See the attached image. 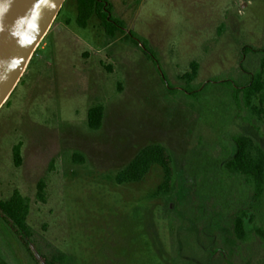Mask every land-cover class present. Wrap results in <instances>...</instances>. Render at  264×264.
I'll list each match as a JSON object with an SVG mask.
<instances>
[{
    "label": "rangeland",
    "instance_id": "rangeland-1",
    "mask_svg": "<svg viewBox=\"0 0 264 264\" xmlns=\"http://www.w3.org/2000/svg\"><path fill=\"white\" fill-rule=\"evenodd\" d=\"M107 1L157 66L124 34L107 37L96 16L78 27L76 0H65L0 108V200L15 190L27 198L35 246L45 256L62 252L66 264H264L255 234L264 229V193L255 201L221 167L233 136L264 149V115L255 121L220 85H244L258 69L264 0ZM192 61L197 74L185 89ZM98 105L101 126L90 130L87 111ZM152 144L171 156L169 190L158 191V166L116 184ZM241 212L244 240L232 230ZM0 264H36L1 219Z\"/></svg>",
    "mask_w": 264,
    "mask_h": 264
},
{
    "label": "trees",
    "instance_id": "trees-1",
    "mask_svg": "<svg viewBox=\"0 0 264 264\" xmlns=\"http://www.w3.org/2000/svg\"><path fill=\"white\" fill-rule=\"evenodd\" d=\"M76 11L75 22L78 27L85 28L91 16H96L107 37L113 38L116 33L124 34V40L138 47L146 58L157 66L154 55L141 44L140 39L130 31L124 33L123 25L111 16V6L107 0H76ZM242 52L249 53L250 47H242ZM197 67V63L192 61L189 64V71L181 76L185 89L191 87L190 84L197 74ZM162 79L164 80L163 76ZM220 85L231 91V98L238 109L246 110L255 121L260 122L264 115V44L260 49L258 69L249 76L244 85L229 81H224ZM183 93L185 94V91ZM195 94L188 97H196ZM102 117V106L90 108L87 111L88 128L98 130ZM232 142L234 154L227 158L221 167L228 174L240 178L257 201L264 193V149L253 138L244 134L233 136ZM11 154L14 166H19L21 161L19 143L12 147ZM152 166H158L162 173L158 191H168L173 176L172 159L166 148L159 144L141 148L132 160L116 173L115 183L122 185L139 182ZM44 186L42 180L36 184V199L40 202L45 201ZM28 212L29 200L16 190L7 200H0V219L11 229L36 264H66V256L62 252L54 249L50 255L45 256L37 249L32 240V231L26 223ZM244 216L241 212L232 223L233 234L239 240L247 237ZM255 234L264 243V229L255 228Z\"/></svg>",
    "mask_w": 264,
    "mask_h": 264
},
{
    "label": "water",
    "instance_id": "water-1",
    "mask_svg": "<svg viewBox=\"0 0 264 264\" xmlns=\"http://www.w3.org/2000/svg\"><path fill=\"white\" fill-rule=\"evenodd\" d=\"M64 1L0 0V108L19 82Z\"/></svg>",
    "mask_w": 264,
    "mask_h": 264
}]
</instances>
